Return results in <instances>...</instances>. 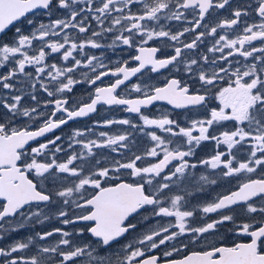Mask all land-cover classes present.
Returning a JSON list of instances; mask_svg holds the SVG:
<instances>
[{
  "label": "snow or ice",
  "instance_id": "obj_1",
  "mask_svg": "<svg viewBox=\"0 0 264 264\" xmlns=\"http://www.w3.org/2000/svg\"><path fill=\"white\" fill-rule=\"evenodd\" d=\"M9 31L0 264H264V0H0ZM99 106L130 115L63 131Z\"/></svg>",
  "mask_w": 264,
  "mask_h": 264
},
{
  "label": "flooded vegetation",
  "instance_id": "obj_2",
  "mask_svg": "<svg viewBox=\"0 0 264 264\" xmlns=\"http://www.w3.org/2000/svg\"><path fill=\"white\" fill-rule=\"evenodd\" d=\"M227 13H224L222 16L219 17V19H222L224 18V16H226ZM173 25H175V27H173V31H176V29L178 27H180L179 24H177V22L173 21L172 22ZM95 26V22H93V27ZM199 31V30H198ZM12 35H13V32L12 31H9L7 33L6 36H3V37H0V39L4 40V41H7V40H10L12 38ZM182 40L185 39V37H182L181 38ZM187 40H191L192 39V34L189 33L187 35ZM208 44L206 45H201V51H203L205 49L206 46H210V42H211V38H208ZM90 52L92 51H97V50H89ZM227 51V50H226ZM97 54L98 51H97ZM109 55L112 56L113 60L116 59V56L115 54L109 52ZM124 55L126 56L127 53H124ZM209 55L211 56L212 54L209 53ZM217 56H219L220 54L219 53H216ZM185 56L186 57H190L192 56V53L191 52H186L185 53ZM28 71H31V69H28ZM154 76V79H152L150 81L151 84L155 85V86H163V84L165 83V78L169 75H177L176 73H168L167 70H164V74L163 75H158V74H151ZM144 79H147V77H144ZM109 78H105V81L104 83L107 84ZM137 82V78L133 77L131 81H129L128 83L129 84H132V83H136ZM123 94V93H122ZM138 94L136 93H131V97L132 98H135ZM74 99H78V100H83V99H87V96L86 94L82 95L79 91H77L76 93V96L74 97ZM155 109H159V110H168L170 112H181V111H184L186 112V110H172L171 109V106L169 105H166V104H162V103H158L157 105L154 106ZM106 115L108 116H114V117H125V116H129L130 114H127V113H124L122 111H120L119 109H113L111 110L110 112H105V109H104V106H99V114H93L91 117L89 118H86V121L85 122H81V123H74V124H71L70 126H65L63 131L67 132L69 127H83L84 126V123H89L93 120H102ZM133 119H135V117H133ZM181 123H183V118H181ZM122 126H116L114 125L112 129H98L97 131H100V130H103V131H109V132H113V131H116L118 130L119 128H121ZM61 130H57V132L55 133H52V134H49V135H56V134H59ZM161 135H164L163 133H160ZM44 140L48 139V137H44L42 138ZM138 143L136 146L133 147V151H139L140 153H142L144 151V148L145 146L149 143L146 138H141V137H138ZM39 141L37 142H34V143H38ZM212 149H213V146L211 143H205L204 145L201 146V149L198 150V157L200 158H206L211 152H212ZM102 151H106V150H102ZM114 155V154H113ZM195 159V158H194ZM148 159H145L143 161V163L146 165L148 163ZM198 171L200 172H203L205 171L204 169H198ZM254 177H255V174H253ZM247 177H243V178H236V179H233L231 181V183H229L227 180L223 182V186H214V190L213 189H210V198H214L215 196H217L218 194H222L224 193L225 191H227L229 188H234L238 183L242 182V179H246ZM238 219H244L243 217H238ZM195 223H199V221H195ZM225 231V229H221V232ZM20 235H24V233H21ZM184 240V242H187V239L186 238H181ZM211 239V238H210ZM222 242H225V243H230L231 241L230 240H227V241H222ZM177 246H179V244L177 243ZM193 250H196V251H199L201 250V247L200 246H190L189 248L187 249H184L182 252H179V253H176L174 255V257L172 258H175V259H180V258H183V256L185 254H188L190 253L191 251ZM157 254H161L162 255V251L160 249L156 250Z\"/></svg>",
  "mask_w": 264,
  "mask_h": 264
}]
</instances>
